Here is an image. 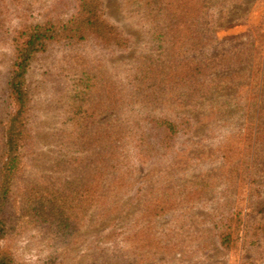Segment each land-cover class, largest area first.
I'll return each mask as SVG.
<instances>
[{
  "label": "rangeland",
  "instance_id": "obj_1",
  "mask_svg": "<svg viewBox=\"0 0 264 264\" xmlns=\"http://www.w3.org/2000/svg\"><path fill=\"white\" fill-rule=\"evenodd\" d=\"M101 2L89 31L81 0H0V151L15 110L24 131L13 196L26 182L49 183L54 158L79 154L85 137L99 138L109 186L102 214L85 208L71 234L22 226L0 251L14 264H264V169L252 167L246 135L258 124L264 131V100L258 121L251 87L220 89L211 77L219 67L200 63L256 36L264 0H211L200 22L217 44H168L169 54L140 5ZM33 29L48 38L30 56L18 107L7 82ZM257 88L264 96V80ZM258 149L264 158V142Z\"/></svg>",
  "mask_w": 264,
  "mask_h": 264
},
{
  "label": "trees",
  "instance_id": "obj_2",
  "mask_svg": "<svg viewBox=\"0 0 264 264\" xmlns=\"http://www.w3.org/2000/svg\"><path fill=\"white\" fill-rule=\"evenodd\" d=\"M210 1L132 0L143 8L149 22L153 24L158 48L165 49V53H168V44H172L175 50L189 42L197 49L212 48L217 44L213 29L200 22L203 10ZM102 5L101 0H81L79 11L84 16L80 22L83 23L84 28L91 31L98 25L100 17L96 15V10L99 7L102 9ZM263 25L264 22L255 28L256 36L249 32L239 45L216 55L204 56L200 61V63L205 62V67L213 63L219 67V70L211 77L220 80V89L222 85L229 83L240 88L251 87L249 93L251 104L254 105L256 102L259 104L258 121L264 100L263 92L258 91L257 88L259 79L264 80V34L260 31ZM46 32L33 29L25 47L17 46L15 50L16 57L7 83L9 95L17 102L18 107L25 105L24 75L30 56L48 38ZM97 35H100V30ZM162 59L166 58L163 56ZM250 71H252L251 79ZM83 79L84 77H81L80 81ZM222 79L225 80L222 81ZM249 79L252 82L245 85L244 81ZM18 112L24 113V109ZM17 116L15 110V114L6 122L5 142L0 151V239L22 226L40 227L62 236L69 235L85 208H95L97 215L102 214L105 209L104 199L109 193V186L106 182L103 184L105 174H99L103 171L100 167L99 152H97L99 138L94 143H91L87 137L78 140L75 146L77 151H80L79 154L74 156L63 154L54 158L49 183L26 182L13 196L14 185L23 175L24 169L21 160L23 142L20 143L24 131L22 128L18 129L19 127L15 124ZM246 130H249L246 132L248 139L251 131L254 135L252 167L259 163L264 169L262 163L264 158L261 157L262 153L258 149L260 143L264 142V131L259 124L255 129ZM223 148V156L225 155L228 159V155L232 152L231 147L224 144ZM257 212H264V201L260 203ZM224 243L229 245L228 235L221 242L222 245ZM0 264H14V260L9 254L0 251Z\"/></svg>",
  "mask_w": 264,
  "mask_h": 264
}]
</instances>
